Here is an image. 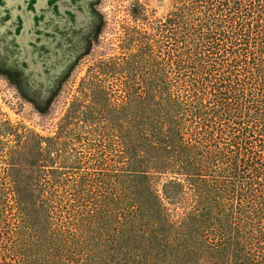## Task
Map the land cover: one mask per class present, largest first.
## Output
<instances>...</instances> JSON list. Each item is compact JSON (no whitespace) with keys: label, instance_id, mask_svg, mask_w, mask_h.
I'll use <instances>...</instances> for the list:
<instances>
[{"label":"trees","instance_id":"obj_1","mask_svg":"<svg viewBox=\"0 0 264 264\" xmlns=\"http://www.w3.org/2000/svg\"><path fill=\"white\" fill-rule=\"evenodd\" d=\"M120 40L53 135L0 119L5 264H264V0H174Z\"/></svg>","mask_w":264,"mask_h":264},{"label":"rangeland","instance_id":"obj_2","mask_svg":"<svg viewBox=\"0 0 264 264\" xmlns=\"http://www.w3.org/2000/svg\"><path fill=\"white\" fill-rule=\"evenodd\" d=\"M79 1L0 0V119L7 118L13 125H24L44 136L53 135L72 98L79 95L88 70L98 61L119 52L125 29L133 24L146 27V20L164 18L174 4V0H138L147 17L140 20L133 15L135 0H93L94 16L99 17L101 23L98 29L88 31L89 49L71 60L68 52L61 56L64 46L55 45L58 38L63 42V36L57 30L56 33L52 31L70 12L75 17V21L71 20L75 24L72 30L77 32L73 36L80 35L87 17L77 5L85 7L87 0ZM67 23L69 25L70 21ZM45 32L49 36L45 37ZM69 55L74 52L70 51ZM55 62L59 67L62 62L68 63L70 69L47 105L39 107L35 99L25 95L29 92L23 82H39L43 65ZM17 67L21 74L16 73ZM0 262H8L3 250Z\"/></svg>","mask_w":264,"mask_h":264},{"label":"flooded vegetation","instance_id":"obj_3","mask_svg":"<svg viewBox=\"0 0 264 264\" xmlns=\"http://www.w3.org/2000/svg\"><path fill=\"white\" fill-rule=\"evenodd\" d=\"M86 2L84 0L79 1V3H83ZM94 1L93 0H87L85 7L83 6H79L80 4L77 5V8L79 10L82 11L83 14H86V20H85V26L82 29L80 35L78 36H73L74 33H77L76 31L72 30L73 27H75V24H72V19H74L73 21H75V17H73V14L70 12L66 13L65 16V21H60L59 24L57 23L55 30H53L52 32L56 33L55 31H58V34L62 37L63 36V42L60 41V39H57V42L55 43L56 46H87L85 45V39L87 38V34L89 31V23L92 20L93 16H94V12L92 10V5H93ZM47 4H51L50 1H48ZM54 18V17H53ZM68 20L70 21L69 25H68ZM77 20V19H76ZM60 28V29H58ZM45 37L49 36V34L47 32H45V34H43ZM82 43V44H77V43ZM42 46V45H39Z\"/></svg>","mask_w":264,"mask_h":264},{"label":"snow or ice","instance_id":"obj_4","mask_svg":"<svg viewBox=\"0 0 264 264\" xmlns=\"http://www.w3.org/2000/svg\"><path fill=\"white\" fill-rule=\"evenodd\" d=\"M19 6V5H18Z\"/></svg>","mask_w":264,"mask_h":264}]
</instances>
